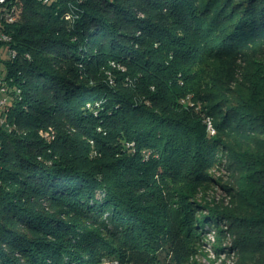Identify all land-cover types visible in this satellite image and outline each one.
Masks as SVG:
<instances>
[{"label": "trees", "instance_id": "1", "mask_svg": "<svg viewBox=\"0 0 264 264\" xmlns=\"http://www.w3.org/2000/svg\"><path fill=\"white\" fill-rule=\"evenodd\" d=\"M0 50V264H183L194 213L264 264V0H6Z\"/></svg>", "mask_w": 264, "mask_h": 264}, {"label": "rangeland", "instance_id": "2", "mask_svg": "<svg viewBox=\"0 0 264 264\" xmlns=\"http://www.w3.org/2000/svg\"><path fill=\"white\" fill-rule=\"evenodd\" d=\"M15 12L17 13V10L14 6L9 8L8 14L10 16L8 17V20H13V18L17 17ZM2 40L3 44L5 45L10 40V38L4 39L2 37ZM9 52L12 55L16 54V52L13 50H9ZM3 56L5 57L7 54H3ZM110 83H112V80ZM129 83L133 84L134 80L129 81ZM182 102L185 105H194L189 97L184 98ZM207 130L210 133H215V129L212 126L210 119H207ZM50 131H53L52 127H50ZM92 149L94 156L98 154L100 155L99 150L96 148L94 143ZM228 158H230V155L228 152H225V155H223L221 158L223 164ZM221 163L212 169L211 174L214 175V178L217 181L224 183L227 181L228 172ZM206 193L208 198H214L216 201L223 200L226 203L229 202V197L225 194L224 190L220 186L215 185ZM193 215L198 218L199 222H202V224L205 222L206 226L203 228H200L199 225L195 227L193 232L195 236V242L191 249H189L187 252L186 256L182 258L184 260L183 264H244L242 256L243 254L238 252L234 243L233 228L229 225L227 220H217V223L215 224L212 221L206 222L205 220L208 216L206 217L203 213H194Z\"/></svg>", "mask_w": 264, "mask_h": 264}, {"label": "bare ground", "instance_id": "3", "mask_svg": "<svg viewBox=\"0 0 264 264\" xmlns=\"http://www.w3.org/2000/svg\"><path fill=\"white\" fill-rule=\"evenodd\" d=\"M5 2H6V0H0V4H4ZM0 92L3 93L4 92V88H1ZM5 99H6V97H4V99H0V102H5ZM210 126H211V124H210Z\"/></svg>", "mask_w": 264, "mask_h": 264}, {"label": "built area", "instance_id": "4", "mask_svg": "<svg viewBox=\"0 0 264 264\" xmlns=\"http://www.w3.org/2000/svg\"><path fill=\"white\" fill-rule=\"evenodd\" d=\"M43 3H49V2H51L52 0H41ZM3 38L4 39H8L9 37L8 36H6V35H3ZM5 102H0V105H3Z\"/></svg>", "mask_w": 264, "mask_h": 264}]
</instances>
